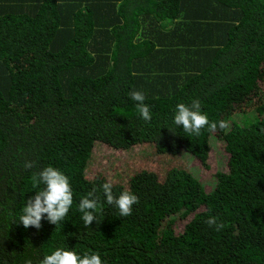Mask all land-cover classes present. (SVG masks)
<instances>
[{
  "label": "trees",
  "instance_id": "1",
  "mask_svg": "<svg viewBox=\"0 0 264 264\" xmlns=\"http://www.w3.org/2000/svg\"><path fill=\"white\" fill-rule=\"evenodd\" d=\"M193 100L226 127L176 126ZM47 166L73 205L25 229L31 175ZM109 180L139 203L121 217L104 202L85 226L79 201ZM56 248L104 264H264V0H0V264Z\"/></svg>",
  "mask_w": 264,
  "mask_h": 264
},
{
  "label": "clouds",
  "instance_id": "2",
  "mask_svg": "<svg viewBox=\"0 0 264 264\" xmlns=\"http://www.w3.org/2000/svg\"><path fill=\"white\" fill-rule=\"evenodd\" d=\"M129 95L131 100L136 102L140 117L150 122L152 112L144 103L145 95L140 91H132ZM173 123L176 126H182L183 131L189 135L197 137L203 129L214 132L218 126L220 129L226 127L223 121L219 122V125L217 122H210L208 116L202 113L199 100H193L190 106L184 103L177 104ZM34 167L35 162L25 161V169ZM31 181L33 189L38 190L25 202L18 222L22 223L25 229L34 227L39 230L42 227V220L46 218L50 224L58 226L65 220L73 205V192L69 178L59 169L47 166L33 172ZM98 192L102 193L103 202ZM104 202L115 206L121 217H128L132 215L133 206L139 203V197L129 190L121 192L118 197L115 196L111 180L103 183L99 189L93 188L78 204V211L82 213L81 219L85 226H90L93 221H96L97 213L102 211ZM206 223L209 227H215L216 231L224 228V224L218 223V218L215 216H209ZM24 264H33V261L29 258L24 261ZM39 264H104V261L96 252H85L79 255L73 250L56 248L51 254L45 255Z\"/></svg>",
  "mask_w": 264,
  "mask_h": 264
},
{
  "label": "rangeland",
  "instance_id": "3",
  "mask_svg": "<svg viewBox=\"0 0 264 264\" xmlns=\"http://www.w3.org/2000/svg\"><path fill=\"white\" fill-rule=\"evenodd\" d=\"M247 116L251 117L253 115H255V113L253 111H250L249 113L246 114ZM214 145H216V143H214ZM215 162H218V160H215ZM190 162V167L193 170V172L200 178V180H202L206 186V188L208 190L212 189L215 185H214V181L212 180L211 177L204 175L203 171H202V166L200 164V162L194 158H192L191 160H189ZM184 223V220H182L181 218H179L177 220V226L176 228L178 230H180L182 228V225Z\"/></svg>",
  "mask_w": 264,
  "mask_h": 264
},
{
  "label": "crops",
  "instance_id": "4",
  "mask_svg": "<svg viewBox=\"0 0 264 264\" xmlns=\"http://www.w3.org/2000/svg\"><path fill=\"white\" fill-rule=\"evenodd\" d=\"M93 1V3L95 2V1H98V0H92ZM84 5H86V4H84Z\"/></svg>",
  "mask_w": 264,
  "mask_h": 264
}]
</instances>
